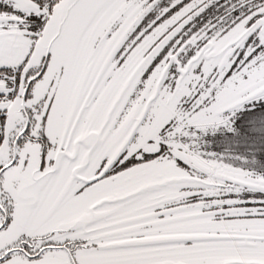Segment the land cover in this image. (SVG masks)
Here are the masks:
<instances>
[{
	"label": "snow or ice",
	"instance_id": "1",
	"mask_svg": "<svg viewBox=\"0 0 264 264\" xmlns=\"http://www.w3.org/2000/svg\"><path fill=\"white\" fill-rule=\"evenodd\" d=\"M0 264H264V0H0Z\"/></svg>",
	"mask_w": 264,
	"mask_h": 264
}]
</instances>
